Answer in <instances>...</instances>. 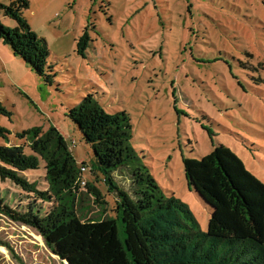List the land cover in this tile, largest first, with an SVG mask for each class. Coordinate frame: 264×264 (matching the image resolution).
I'll return each instance as SVG.
<instances>
[{"label": "rangeland", "instance_id": "374dc122", "mask_svg": "<svg viewBox=\"0 0 264 264\" xmlns=\"http://www.w3.org/2000/svg\"><path fill=\"white\" fill-rule=\"evenodd\" d=\"M23 15L47 45L53 81L0 40V103L9 112L0 115L9 131L0 145L22 143L16 134L32 127H55L80 169L82 220L112 216L115 202L87 188L107 190L90 172L91 146L67 116L87 94L106 112L128 115L140 162L166 197L188 206L198 230L207 231L211 210L189 187L184 158L199 160L223 144L264 183V0H29ZM0 22L16 25L3 11ZM86 27L91 39L79 54ZM23 175L46 188L42 159ZM0 200L18 210L50 207L8 179H0ZM0 264L65 263L37 230L0 213Z\"/></svg>", "mask_w": 264, "mask_h": 264}, {"label": "trees", "instance_id": "16d2710c", "mask_svg": "<svg viewBox=\"0 0 264 264\" xmlns=\"http://www.w3.org/2000/svg\"><path fill=\"white\" fill-rule=\"evenodd\" d=\"M29 0L0 2V11L16 25L0 22V40L44 81L53 73L47 64V45L23 15ZM86 27L77 40L83 54L90 40ZM9 112L0 103V115ZM94 154L90 172L103 178L102 193L86 186L104 203L113 194V215L84 221L75 210L80 169L69 144L53 126L32 127L16 136L20 144L0 145V179L48 202L42 211L29 205L18 210L0 200V213L37 230L46 245L68 264H264V183L223 144L199 160L184 158L189 187L210 208L206 232L197 229L188 206L175 196L166 197L130 143L131 122L124 111L106 112L92 94L68 110ZM9 131L0 126V138ZM26 148L29 150L27 153ZM44 162L46 188L23 175ZM84 165V163H82ZM119 174L123 183L115 176Z\"/></svg>", "mask_w": 264, "mask_h": 264}, {"label": "water", "instance_id": "95a60500", "mask_svg": "<svg viewBox=\"0 0 264 264\" xmlns=\"http://www.w3.org/2000/svg\"><path fill=\"white\" fill-rule=\"evenodd\" d=\"M63 261V260H62ZM65 264H68L67 262H64Z\"/></svg>", "mask_w": 264, "mask_h": 264}]
</instances>
